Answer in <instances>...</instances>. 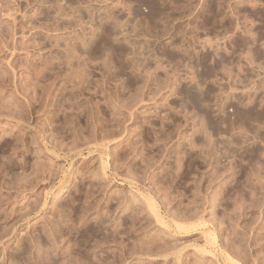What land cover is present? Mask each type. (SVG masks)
Returning a JSON list of instances; mask_svg holds the SVG:
<instances>
[{
    "label": "rangeland",
    "instance_id": "rangeland-1",
    "mask_svg": "<svg viewBox=\"0 0 264 264\" xmlns=\"http://www.w3.org/2000/svg\"><path fill=\"white\" fill-rule=\"evenodd\" d=\"M217 1L0 0V264H264V0Z\"/></svg>",
    "mask_w": 264,
    "mask_h": 264
},
{
    "label": "bare ground",
    "instance_id": "bare-ground-1",
    "mask_svg": "<svg viewBox=\"0 0 264 264\" xmlns=\"http://www.w3.org/2000/svg\"><path fill=\"white\" fill-rule=\"evenodd\" d=\"M217 1V0H216ZM218 2V1H217ZM220 9V8H219ZM221 9H223V7L221 8ZM224 10V9H223ZM262 11V10H261ZM209 12V11H208ZM223 12V11H222ZM156 13V12H155ZM212 15V14H211ZM223 15V14H222ZM153 16V15H152ZM159 16V15H158ZM156 17V16H155ZM158 18V17H157ZM212 19H213V17H212ZM160 20V19H159ZM217 20V19H216ZM221 20V19H220ZM101 25V24H100ZM210 25V24H209ZM117 27V26H116ZM250 27V26H249ZM106 29V28H105ZM212 29V28H211ZM257 30V29H256ZM220 31V30H219ZM101 32V31H100ZM262 33V32H261ZM98 34V33H97ZM262 34H264V31H263V33ZM261 34V35H262ZM106 35V34H105ZM108 35V34H107ZM80 37V36H79ZM93 38H95V37H93ZM253 38V37H252ZM99 39V38H98ZM247 39V38H246ZM243 40V39H242ZM92 41V40H91ZM95 42V41H94ZM257 42V41H256ZM101 43V42H100ZM247 45V44H246ZM77 46V45H76ZM81 48V47H80ZM107 48V47H106ZM76 49V48H75ZM255 50V49H254ZM259 51V50H258ZM118 58V57H117ZM71 60V59H70ZM73 60V59H72ZM71 60V61H72ZM80 60V59H79ZM231 62V61H230ZM76 63V62H75ZM86 63V62H85ZM84 63V64H85ZM110 63V62H109ZM225 63H226V61H225ZM80 64V63H79ZM87 64V63H86ZM67 65V64H66ZM72 65V64H71ZM83 65V64H82ZM198 65V64H197ZM225 65V64H224ZM213 66V65H212ZM80 67H81V65H80ZM73 68V67H72ZM76 68V67H75ZM86 68V67H85ZM214 68V67H213ZM212 68V69H213ZM77 69V68H76ZM87 70V69H86ZM75 71V70H74ZM76 72V71H75ZM78 72V71H77ZM81 72V71H80ZM79 72V73H80ZM216 72V71H215ZM82 74V73H81ZM84 75V74H83ZM74 76V75H73ZM76 76V75H75ZM85 76V75H84ZM200 76V75H199ZM79 79V78H78ZM72 80V79H71ZM80 81H81V79H80ZM78 84V83H77ZM187 86V85H186ZM80 87V86H79ZM199 87V86H198ZM197 87V88H198ZM196 89V88H195ZM203 92V91H202ZM186 93V92H185ZM188 95V94H187ZM198 96V95H197ZM194 97H196V96H194ZM193 101V103H194V100H192ZM199 101V100H198ZM202 101H204V100H202ZM61 103V102H60ZM195 103H197V102H195ZM200 103V102H199ZM202 103V102H201ZM63 104V103H62ZM193 105V104H192ZM200 105V104H199ZM195 106V105H194ZM254 117V116H253ZM258 120V119H257ZM251 125V124H250ZM259 129V128H258ZM258 129H257V131H258ZM242 148V147H241ZM241 150V149H240ZM240 150H239V152H240ZM245 151V150H244ZM63 189V188H62ZM42 239V238H41ZM39 244V243H38ZM29 249V248H28ZM39 249V248H38ZM22 252L20 253V255L18 256L19 258H28L27 257V255H26V253H27V248H24L23 250H21ZM43 252V251H42ZM38 254V253H37ZM31 257H33V256H31ZM46 257V256H45ZM35 258H36V256H35ZM38 258V257H37ZM18 259V258H17ZM30 259V258H29ZM33 259V258H32ZM41 260V259H40ZM24 262H26V261H24ZM23 262V263H24ZM35 264H42L43 263V261H38V260H36L35 262H34ZM18 264H22V263H19L18 262ZM27 264H30L29 262L27 263ZM51 264V263H50ZM52 264H54V262L52 263Z\"/></svg>",
    "mask_w": 264,
    "mask_h": 264
}]
</instances>
